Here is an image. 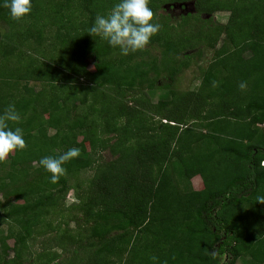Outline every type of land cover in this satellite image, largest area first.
Listing matches in <instances>:
<instances>
[{"label":"trees","instance_id":"16d2710c","mask_svg":"<svg viewBox=\"0 0 264 264\" xmlns=\"http://www.w3.org/2000/svg\"><path fill=\"white\" fill-rule=\"evenodd\" d=\"M116 2L32 0L21 20L0 6V114L15 104L26 142L0 162V264H264V0H193L177 18L150 0L160 30L127 56L88 33ZM203 49L198 87L175 91ZM71 148L51 183L40 159ZM83 170L85 225L68 234L49 211Z\"/></svg>","mask_w":264,"mask_h":264},{"label":"clouds","instance_id":"9594fccd","mask_svg":"<svg viewBox=\"0 0 264 264\" xmlns=\"http://www.w3.org/2000/svg\"><path fill=\"white\" fill-rule=\"evenodd\" d=\"M150 0H117L107 15H97L88 33L106 41L112 48H119L123 56L144 50L160 30L161 25L154 20V12L149 7ZM0 6L8 9L13 20H21L32 12V0H0ZM243 89L245 85L242 83ZM9 122L19 124L21 116L15 104H9L3 114H0V162L5 161L14 151L26 147L23 130ZM80 155L79 149L71 148L58 156H45L39 161L41 167L50 173L49 180L56 184L64 176L67 169L64 165ZM264 162V161H262ZM261 162V165L264 166ZM264 203V197L258 198ZM153 264L157 257L153 256Z\"/></svg>","mask_w":264,"mask_h":264},{"label":"rangeland","instance_id":"374dc122","mask_svg":"<svg viewBox=\"0 0 264 264\" xmlns=\"http://www.w3.org/2000/svg\"><path fill=\"white\" fill-rule=\"evenodd\" d=\"M156 2H164L160 6V10L163 13H168L170 16L177 18L180 15L185 14L186 12H191L194 10V5H193V0L191 1H186L182 3H171L170 0H155ZM229 16L228 12H223V11H218L214 13L213 19L215 20L216 23H225L227 21V18ZM3 30H7V26H1L0 31L3 32ZM212 58V51L211 50H202L200 54L197 57L192 58L190 65L187 67L183 68V71L177 76L174 84H173V89L177 92H188L195 90L201 80L202 73L204 69L207 67V64L210 62ZM88 61V66L87 68L89 70H92V58L89 57ZM13 64V61L11 62ZM74 81L69 85L73 87L75 84L76 85H83L87 84L88 80L84 76H73ZM23 83V81H22ZM21 83V84H22ZM29 87L33 89L34 92H39L43 91L44 84L42 82H35L32 81L29 83ZM165 92V96H166ZM152 100L156 101L159 96L158 93L155 94H149L148 95ZM169 97V95H167ZM85 106L81 107L80 113L85 112ZM264 126V125H263ZM103 157L104 158H109L110 153L108 152H103ZM92 177V173L90 170H83L79 172L76 175V179L71 180L70 184H72V188L58 201L57 205L53 206L50 209V220L51 225L56 227V224L61 223V227L66 228V232L68 234L75 233L76 230V220H79L80 223L83 226V220H82V215L84 213V210L79 209V204H80V199L76 197V191L77 189L74 188L75 184L81 185L82 189H85L87 186V181H89ZM198 176H195L192 178V184L195 186L196 189L202 187V182ZM74 188V189H73ZM7 229L6 224L0 225V233L5 232ZM47 232H51V230H48ZM45 235V234H44ZM40 236V235H39ZM43 236V235H42ZM41 236V237H42ZM10 246L13 245L12 240L7 241ZM56 252L61 256V249L55 248ZM11 253V252H10ZM13 254L11 253L10 256ZM60 260V257L58 258ZM225 257L223 256L221 260H224ZM242 261L239 260L238 264H241ZM51 264H57L56 260L52 262Z\"/></svg>","mask_w":264,"mask_h":264},{"label":"built area","instance_id":"2783aa9c","mask_svg":"<svg viewBox=\"0 0 264 264\" xmlns=\"http://www.w3.org/2000/svg\"><path fill=\"white\" fill-rule=\"evenodd\" d=\"M262 164L264 165V162H262Z\"/></svg>","mask_w":264,"mask_h":264}]
</instances>
